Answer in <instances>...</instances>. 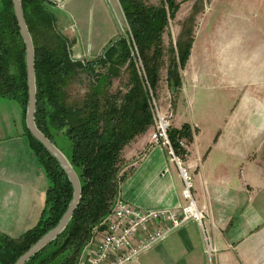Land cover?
Returning a JSON list of instances; mask_svg holds the SVG:
<instances>
[{"label": "crops", "instance_id": "1", "mask_svg": "<svg viewBox=\"0 0 264 264\" xmlns=\"http://www.w3.org/2000/svg\"><path fill=\"white\" fill-rule=\"evenodd\" d=\"M71 1L51 2L58 10ZM82 1L66 11L72 20L73 13L82 19L80 31ZM240 2L264 8V0ZM205 25L202 19L191 33L180 88L171 94L166 85L158 100L164 110L172 95L171 128L186 124L195 132L181 163L192 177L203 226L187 223L130 264H264V43L258 38L240 44L229 19L223 27ZM164 78L166 83V70ZM25 130L19 104L0 97V233L12 239L37 224L49 186ZM152 130L122 150L125 177L118 197L144 210L178 209L185 204L179 169L166 150L151 145ZM205 237L215 250L211 257ZM95 246L85 247L84 256Z\"/></svg>", "mask_w": 264, "mask_h": 264}, {"label": "trees", "instance_id": "2", "mask_svg": "<svg viewBox=\"0 0 264 264\" xmlns=\"http://www.w3.org/2000/svg\"><path fill=\"white\" fill-rule=\"evenodd\" d=\"M34 48L37 129L66 157L80 182V199L66 228L25 264H76L90 240L104 230L125 177L122 150L153 126L151 95L156 97L164 64L163 35L177 11L176 0L161 6L140 0H118L127 31L111 39L93 61H74L69 40L58 30L54 3L20 0ZM190 20V17L188 19ZM175 46L169 44L166 81L169 92L181 86L192 44L187 24ZM191 31V30H190ZM187 38L183 42V38ZM115 40V41H114ZM114 41V42H113ZM26 48L11 0H0V97L16 101L26 115L28 86ZM79 71L92 85L80 102H72L67 87ZM127 75L126 89L112 92L113 83ZM93 79V80H92ZM189 125L170 128L168 139L184 160L180 144L191 143ZM25 134L49 181L37 224L18 239L0 233V264H15L66 212L73 188L58 161L26 128ZM97 233L94 236V231Z\"/></svg>", "mask_w": 264, "mask_h": 264}, {"label": "rangeland", "instance_id": "3", "mask_svg": "<svg viewBox=\"0 0 264 264\" xmlns=\"http://www.w3.org/2000/svg\"><path fill=\"white\" fill-rule=\"evenodd\" d=\"M80 1L81 0H72L68 5L66 3L62 8L55 10L54 13L58 21V31L70 42L71 46L68 51L72 59L79 58L80 60L89 62L102 55L104 47L111 39L126 33L127 26L118 0H83L82 4L84 9H82L84 10L83 14L86 15V19H84L83 30L80 31L82 19H77L78 15L73 13L74 16L72 20L68 13H66L68 9H71V6L76 8ZM140 1L145 5L153 6H161L165 2V0ZM240 1L244 2L245 0H176L178 9L172 18H170L169 25L163 36L165 49L164 64L161 69L162 72L160 73L161 82L156 94L157 100H160L161 97L163 99L167 94V81L165 83L164 75L168 64L169 44L172 43V45L175 46L176 41L181 38V31L185 29L183 26L184 23L187 24L189 32L192 33L193 28H197L202 19L208 20L209 26H205L209 27V29H212L213 24L217 23H221V27H223L224 23L225 25L228 24L229 19L232 20L235 31L240 32V44L245 42L251 43V40L257 42L258 38L259 43H264V8H249L243 6ZM248 6H252V4L249 3ZM230 15H233V17H229ZM189 17L191 21H188ZM73 23L77 25V29L80 31H78L79 34L76 32ZM255 33L259 36L254 37L253 34ZM187 38L189 37L183 38V42L186 41ZM248 49H246L245 54L249 52ZM126 82L127 75L123 74L119 80L114 81L111 91H124L126 89ZM91 85L92 81L88 74L79 71L78 74L72 78V81L67 87L70 101L80 102ZM96 233L97 231L95 230L94 236ZM92 241L93 239L90 240L86 247H90ZM84 255L82 251L76 264L80 259L83 261L86 260V256ZM64 257L66 256L63 255V258ZM60 261L55 264H59Z\"/></svg>", "mask_w": 264, "mask_h": 264}, {"label": "built area", "instance_id": "4", "mask_svg": "<svg viewBox=\"0 0 264 264\" xmlns=\"http://www.w3.org/2000/svg\"><path fill=\"white\" fill-rule=\"evenodd\" d=\"M150 106L153 116L150 143L166 150L171 161L177 165L183 183L182 196L185 204L178 209L152 211L129 205L117 196L110 213L102 221L104 230L100 233V239L93 237L91 244H96L95 248L90 250L86 260L80 259L77 264H130L187 223L195 222L203 226L205 215L196 206L192 194V177L182 167V160L175 155L168 139L174 115L173 97L169 96L163 110L156 97L151 95ZM179 144L186 149L185 140H180ZM205 243V252L211 257L215 250L206 237Z\"/></svg>", "mask_w": 264, "mask_h": 264}, {"label": "water", "instance_id": "5", "mask_svg": "<svg viewBox=\"0 0 264 264\" xmlns=\"http://www.w3.org/2000/svg\"><path fill=\"white\" fill-rule=\"evenodd\" d=\"M15 18L18 23L22 38L25 43L26 48V71H27V86H28V104L26 108V128L29 130L31 135L43 145V147L58 161L61 168L67 175L69 182L73 188L72 199L68 205L66 212L63 214L59 223L46 234H44L30 249H28L15 264H25L33 256H35L42 248H44L48 243L53 241L55 238L61 234V232L66 228L72 215L78 205L80 199V182L79 179L69 164L68 160L64 154L54 146L36 127L34 122V113L36 107V88H35V70H34V48L32 44L31 37L29 35L20 0H11ZM115 41V40H114ZM113 41V42H114ZM74 61L80 60L79 58L73 59Z\"/></svg>", "mask_w": 264, "mask_h": 264}]
</instances>
